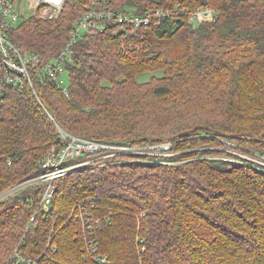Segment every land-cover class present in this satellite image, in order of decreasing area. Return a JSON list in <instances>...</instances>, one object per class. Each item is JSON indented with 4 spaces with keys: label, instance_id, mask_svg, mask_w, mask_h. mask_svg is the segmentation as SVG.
Masks as SVG:
<instances>
[{
    "label": "trees",
    "instance_id": "16d2710c",
    "mask_svg": "<svg viewBox=\"0 0 264 264\" xmlns=\"http://www.w3.org/2000/svg\"><path fill=\"white\" fill-rule=\"evenodd\" d=\"M91 2L23 17L11 39L48 60ZM107 2L137 13L208 4L215 15L193 24L176 12L127 40L112 27L85 31L66 55L68 94L50 80L33 84L37 96L27 84L6 89L0 191L42 172V157L64 143L59 128L112 145L169 142V155L118 154L68 171L47 205L45 183L0 200V264L21 239L35 264H96L83 259L89 233L71 215L86 197L96 198L92 236L112 264H264V172L220 149L264 154V0Z\"/></svg>",
    "mask_w": 264,
    "mask_h": 264
},
{
    "label": "built area",
    "instance_id": "2783aa9c",
    "mask_svg": "<svg viewBox=\"0 0 264 264\" xmlns=\"http://www.w3.org/2000/svg\"><path fill=\"white\" fill-rule=\"evenodd\" d=\"M65 0H28V9L37 13L45 19H55L62 11ZM178 10V11H175ZM165 7H155L145 12L121 11L109 7L107 0H92L91 6L75 19L68 35V41L59 54L48 60H43L42 56L34 51H24L15 43L10 36V31L22 20L19 8V0H0V99L6 89H17L25 84L31 86L33 93L37 96L33 84L50 80L57 84L65 94L68 89L65 80V59L71 46L77 41L81 33L85 31L103 32L109 27L113 28V33L121 34L127 40L138 36V30L150 25H159L165 18H173L175 13H184L187 21L193 24L201 21L212 20L215 10L208 4L196 6L190 10H182ZM124 42L122 49L125 50ZM136 47V46H135ZM129 50L133 45L127 47ZM38 99V97H37ZM39 100V99H38ZM59 136L64 143L60 148L52 147L40 160L42 172L36 176L29 177L19 183L0 191V200L12 195L16 191L45 183V187L39 196V206L47 205L51 201L54 193L52 181L71 171L86 165L87 154H95L106 151L105 155H113L115 151L122 154H148L152 156H166L170 146L169 142H162L149 145L146 148L129 147L125 145H112L101 141L91 140L82 136L70 134L62 129ZM166 153V154H165ZM164 154V155H163ZM243 154L237 162H250L254 168L264 172V154L251 153ZM69 156L81 157V163L63 166L65 159ZM107 158V157H105ZM88 163V162H87ZM95 197H86L78 201L71 213L82 222L83 231L88 232L85 238L84 258L96 264H112L107 256L99 253L96 239L92 236L93 231L99 227V220H90V208L94 206ZM36 214V213H35ZM35 214L30 217L31 223L35 219ZM22 239L13 249L7 264H35V260L30 256L21 253L19 246ZM144 250V248H142Z\"/></svg>",
    "mask_w": 264,
    "mask_h": 264
},
{
    "label": "rangeland",
    "instance_id": "374dc122",
    "mask_svg": "<svg viewBox=\"0 0 264 264\" xmlns=\"http://www.w3.org/2000/svg\"><path fill=\"white\" fill-rule=\"evenodd\" d=\"M203 2H205V0H203ZM27 4H28V0H19L20 12L23 15L22 18L24 17L25 19L27 17L31 16V15L37 14V13H34L33 11L29 10ZM194 23H197V21H194ZM156 73L159 74L160 72H156ZM140 77L144 79V77L147 78L148 75H141ZM141 78H140V80H142ZM220 149H223L224 152L231 153L232 155H235L238 158H242L243 154H241V153L245 152V151H235L234 149L229 148L228 145L226 147L220 148ZM105 153H106V151H103V152L94 154L90 159H88V161H87L88 163L85 162L86 163V166L87 165L89 167L100 166V165H102V162L101 161L104 160V159H106L105 157L109 158V157L114 156V155L122 154L121 152L115 151L114 152L115 154H113V155H106V156H104ZM220 157L221 158H228V159L230 158V157H225L224 154H220L219 156H217V158H220ZM231 160H233V159H231ZM82 161H83V156H81V157H72V156H69V157H67L65 159V161L63 163V166L69 165V164L81 163ZM83 259L84 260H87L86 258H84V256H83Z\"/></svg>",
    "mask_w": 264,
    "mask_h": 264
}]
</instances>
